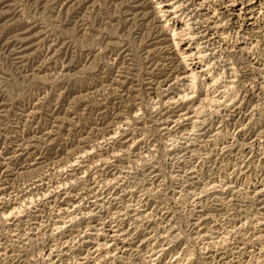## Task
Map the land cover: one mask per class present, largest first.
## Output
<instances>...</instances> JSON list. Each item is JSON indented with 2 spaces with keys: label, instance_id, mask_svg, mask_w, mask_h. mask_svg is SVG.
I'll return each mask as SVG.
<instances>
[{
  "label": "rangeland",
  "instance_id": "rangeland-1",
  "mask_svg": "<svg viewBox=\"0 0 264 264\" xmlns=\"http://www.w3.org/2000/svg\"><path fill=\"white\" fill-rule=\"evenodd\" d=\"M156 1L0 0V264H264V52L191 135Z\"/></svg>",
  "mask_w": 264,
  "mask_h": 264
},
{
  "label": "bare ground",
  "instance_id": "bare-ground-1",
  "mask_svg": "<svg viewBox=\"0 0 264 264\" xmlns=\"http://www.w3.org/2000/svg\"><path fill=\"white\" fill-rule=\"evenodd\" d=\"M155 4V14H160L165 22L161 29L169 33L172 47L181 56L179 74L175 78L181 90L170 99L175 103H188L190 109H194L195 119L189 123V133L194 135L204 124L199 121L201 114L217 113L215 110L223 102L240 93L238 84L235 85L239 73L237 57L244 58L247 66L261 62L264 25L258 26V20H264V0H161ZM190 7H194L193 10L186 13Z\"/></svg>",
  "mask_w": 264,
  "mask_h": 264
}]
</instances>
